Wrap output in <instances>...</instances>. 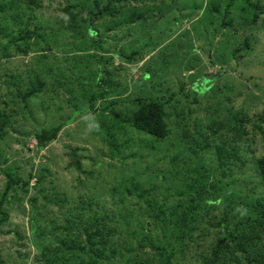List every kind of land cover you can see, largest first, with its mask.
<instances>
[{
	"label": "rangeland",
	"instance_id": "rangeland-1",
	"mask_svg": "<svg viewBox=\"0 0 264 264\" xmlns=\"http://www.w3.org/2000/svg\"><path fill=\"white\" fill-rule=\"evenodd\" d=\"M33 1L37 6L28 8L27 0H21V22L38 18L47 28L59 32L60 22L65 27V7L75 0ZM161 2L156 7L152 2L145 3L152 13L141 24L136 17L132 18L135 23L127 18L126 24L109 32L104 28L111 21L95 24L107 36L104 52L124 51L127 55L129 47L143 51V57L136 56L132 62L115 55L117 58L112 62L100 66L103 70L99 77L108 82L106 88L114 89L113 92L119 88L121 93H113L121 102L117 111L128 116L126 113L138 107L136 98L170 99L165 109L171 134L166 139H151L134 132L125 121L110 122L112 116L105 121L98 117L99 112L94 116L87 111L89 103L84 97L89 92L83 83L88 84L93 78L89 76L91 69L86 67H96L99 62L94 58L90 62L67 59L75 54L87 56V52H70L73 42L70 30L62 28L66 33L44 53L46 57L32 50L26 57L12 53L8 59L0 58V112L9 119L5 135L0 134V197L8 174L27 180L30 173L40 175L38 170L46 169L41 187L46 189L49 202L40 197L33 215L46 230L42 245L62 239L66 232L61 229L67 218L77 214L80 211L77 208L83 205L86 212L93 209L97 214L110 216L105 225L115 231L110 242L117 244V264H162L157 251L147 242L144 248H138L143 234L137 233V238L131 234L140 232L151 219L148 199H156L163 209L174 210L179 203L187 204L188 198L183 194L190 190L188 183L201 180V172L207 191L200 194V200L213 204L209 210L204 205L199 208L200 216L204 214L205 232L195 233L193 252H185L183 256L178 252L173 262L199 264V252L209 253L212 238L223 234V228L217 226L221 212L229 214V221L236 222L244 213L239 208L241 202L251 201L261 193L260 190L249 193L242 175L255 171L256 159L264 154V139L259 135L256 143L246 142V137L237 140L232 115L238 111L242 112L240 116L246 114L252 119L264 115V29L253 35L258 40L251 53L232 57V49L242 40L237 36L241 31L220 29L217 16L202 18L210 0ZM202 4V10L196 9ZM115 20L118 18L112 19ZM147 30H155L156 34L148 35ZM36 76L45 82V88L23 101L21 94L31 89ZM112 81L115 87H111ZM101 103L97 100L95 107L99 108ZM64 122L67 125L56 141L42 148L37 145L36 132ZM117 125L122 127L121 131L112 130ZM223 146L239 149L240 167L230 166L228 174L217 153L218 147ZM36 182L34 178L31 180L32 188ZM15 189L6 202L10 220L0 231L1 259L7 264H38L40 251L34 244L30 223L31 200L37 192L30 189L25 194L20 185ZM128 189L133 193L129 194ZM141 191L147 193L141 197ZM79 220L80 217L74 218V223ZM150 227L158 245V232L153 225ZM262 235H257L255 244L256 250L264 254ZM204 236L207 241L202 239ZM135 257L139 262L133 261Z\"/></svg>",
	"mask_w": 264,
	"mask_h": 264
},
{
	"label": "trees",
	"instance_id": "trees-1",
	"mask_svg": "<svg viewBox=\"0 0 264 264\" xmlns=\"http://www.w3.org/2000/svg\"><path fill=\"white\" fill-rule=\"evenodd\" d=\"M161 1L164 0H75L73 4L66 5L67 18L64 22L65 27L60 22L62 26L60 31L57 32L53 28H47L38 18L23 24L21 22L22 15H19L22 6L21 0H0V58L8 59L12 53L26 57L32 50H34L35 54L39 53L40 57H46L44 53L50 51L54 47V41L66 33L62 31V28L66 31L70 30L73 41L70 44V52H87V56L75 54L69 55L70 57L67 59L73 62H85V60L90 62L89 60L94 58L96 62H99L96 67L93 65L86 67L91 69L89 70L91 72L89 76L95 80L93 82L92 79L88 84L83 83L88 87L87 92H89L84 97L89 103L87 111L93 113L94 116H97V112H99L100 115L98 117L104 120L107 116H112L110 122L118 120L123 123L125 121L129 123L134 132L149 136L151 139H166L171 134L165 109V105L170 103V99L163 101L154 98H136L135 101L138 107L129 114L126 113L128 116L123 115L122 111H117V105L121 102L118 97H113V93L119 95V88L115 92H113L114 89L108 90L106 88L108 82L99 77L101 70H103L100 66L107 64V62H112L117 57L127 62H132L136 59V56L142 58L143 51L135 49V47H129L130 53L127 55H125L124 51L122 54L104 52L103 45L107 36L95 24L102 20L111 21L106 25L107 28H104L107 32L114 31L113 27L115 26L126 24L127 18H129L130 22L135 23L136 20L132 18L136 17L138 23L141 24V21L146 20L152 13L150 11L151 8L147 7L145 3L152 2V6L156 7L158 2H160L158 6L163 4ZM36 4V1L27 0L25 7L31 8L32 5L37 6ZM202 8L203 4L202 7L196 9L202 10ZM147 9L149 12H147ZM204 13L202 18L219 17L220 29H228L237 33L241 31L237 36L239 37L240 35L242 40L232 49V57L241 58L254 50V43L258 38L254 39L253 35L257 31L264 29V0H210L209 6L207 4ZM157 14L162 15L163 12H158ZM116 18L118 20L112 21V19ZM202 26L205 27V23ZM153 33L156 34V31L147 30L148 35ZM229 33L230 36H234L233 33ZM3 39H5V43H2ZM148 49H151V46ZM155 51L154 49L153 52ZM152 53L150 52V54ZM109 73L112 74V71ZM219 74L217 73L216 75ZM110 83L112 84L111 87L116 86L114 81ZM194 84L191 87L192 90H194ZM43 88H45V82L39 80L38 76H36L34 85L25 94H21V99L26 101L40 93ZM172 97L174 98V96ZM106 98H109V100ZM97 100L102 101L99 108L95 107ZM108 112H110V115H106ZM240 114L242 112L238 111L236 115H232L237 140L242 141L246 137V142L252 141L256 143L255 138L259 135L264 139V115L259 116L258 119H252L246 114L244 116H240ZM8 123L9 119L3 112H0L1 135H5V127L8 126ZM66 125V122H64L49 129L42 128L34 134V140L39 147H45L58 139L59 133ZM112 130L121 131L122 127L120 125L113 126ZM217 153L219 159L223 161L222 167L225 168L227 174L231 170L230 166L240 167L241 161L238 147L233 146L230 150L224 146L218 147ZM235 159H239V162L236 163L237 160ZM242 165H244V162H242ZM38 171L40 175L30 173L27 180L14 178L11 174H8L6 188L0 197V231L10 220L6 202L11 191L16 190L15 187L19 185L22 186V191L25 194H29L30 189H35L37 194L31 200L33 208H31L30 223L34 244L40 251V256L37 257L38 264H117L115 249L117 244L110 242V237L115 231L112 228H106L105 225L110 216L103 213L101 215L97 214L98 212L93 209L89 210L90 212H86L83 205L77 208L81 212L79 211L72 217L67 218L64 228L61 229V231L66 232L62 239H59L57 243L50 240L47 245H42V241L45 239L42 237L46 230L33 217L34 205L40 203V197H43L44 201L49 202V195L46 189L41 187L42 182L46 178V175L43 174L46 169L43 168ZM199 175L201 180L191 184L188 183L190 190L188 193L183 194L188 198L186 200L187 204L179 203L174 210L170 208L163 209L159 207L160 203L156 199H148L147 203L151 219L140 232L131 234L136 238L138 234H143L142 239L138 241V248H144V242H147L151 248L157 251L162 264H173L178 252L182 256L185 252H193L197 242L196 238L194 239L195 233L201 234L205 232L203 231L206 227L203 226L205 221L204 214L200 216L199 208L204 205L207 208L206 210H209L213 204L200 200V194L207 191V184L203 183L204 175L201 172ZM242 176H244L243 180L247 184L246 187L249 193H256L259 190L261 193L251 201L241 202L239 208L242 207L244 213L241 214L242 216L239 215L237 217L236 222L229 221V214L221 212L217 226L223 228V234L220 237L215 235L212 238L214 243L210 242L209 253L199 252L200 258L197 260L200 262L199 264H264V254L260 253L258 249L256 250L258 245L255 244L258 234H263L262 238L264 239V154L256 159L255 171ZM33 178L37 181L35 186H33L34 188L31 186ZM228 185H230V182H228L227 187ZM52 190L55 189L53 188ZM128 193L132 194L133 192L128 189ZM145 193L147 192L141 191L140 196L143 197ZM228 199L231 200L230 197ZM79 217L81 221L74 223V218L79 219ZM150 224L158 232V245L155 244V238H153L150 231ZM69 232L74 235L69 234ZM202 239L206 240V237L204 236ZM174 243H176L175 246H173ZM135 259L133 260L134 262H139L138 257H135ZM0 264H7L2 261L1 254Z\"/></svg>",
	"mask_w": 264,
	"mask_h": 264
}]
</instances>
